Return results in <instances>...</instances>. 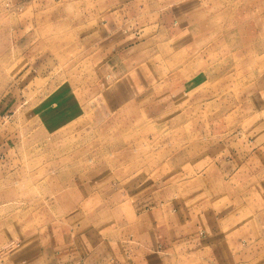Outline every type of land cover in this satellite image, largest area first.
<instances>
[{"label": "rangeland", "instance_id": "obj_1", "mask_svg": "<svg viewBox=\"0 0 264 264\" xmlns=\"http://www.w3.org/2000/svg\"><path fill=\"white\" fill-rule=\"evenodd\" d=\"M248 131L264 0H0V264H37L61 190L134 200Z\"/></svg>", "mask_w": 264, "mask_h": 264}, {"label": "crops", "instance_id": "obj_2", "mask_svg": "<svg viewBox=\"0 0 264 264\" xmlns=\"http://www.w3.org/2000/svg\"><path fill=\"white\" fill-rule=\"evenodd\" d=\"M252 132L169 170L164 184L151 178L134 200L60 189L63 221L38 240L37 264H264V135Z\"/></svg>", "mask_w": 264, "mask_h": 264}, {"label": "built area", "instance_id": "obj_3", "mask_svg": "<svg viewBox=\"0 0 264 264\" xmlns=\"http://www.w3.org/2000/svg\"><path fill=\"white\" fill-rule=\"evenodd\" d=\"M73 264H82V263L79 262V263H73Z\"/></svg>", "mask_w": 264, "mask_h": 264}]
</instances>
